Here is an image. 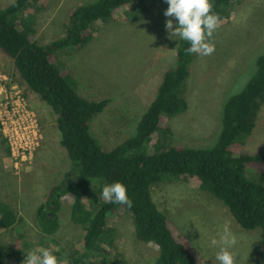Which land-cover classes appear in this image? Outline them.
<instances>
[{"label":"rangeland","instance_id":"obj_1","mask_svg":"<svg viewBox=\"0 0 264 264\" xmlns=\"http://www.w3.org/2000/svg\"><path fill=\"white\" fill-rule=\"evenodd\" d=\"M13 1L0 0V8ZM38 1L40 5L34 4L33 12L34 35L40 44H48L63 36L64 23L73 8L94 0ZM145 2L149 6L140 19L97 25L84 45L54 53V63L68 73L79 96L90 101L109 100L89 125L90 134L105 149L134 134L163 73L176 62L179 38H170L165 31L163 12L167 5L163 0ZM211 43L214 51L207 56L197 54L191 65L186 81V111L168 120L169 146L206 148L216 140L224 102L244 88L255 73L258 56L264 53V0H239L233 4L229 21L217 25ZM18 80L12 60L0 50V87L19 89L36 117L40 135L25 162L14 160L0 147V200L19 218L0 233V244L21 255L38 247L56 246L70 253L82 231L68 217L72 194L62 198L59 228L54 234L45 235L35 218L46 189L59 183L69 167L67 153L60 145L56 115ZM241 141L244 152L264 154V98L258 100L254 110L252 132ZM245 176L251 182L264 184V162L247 165ZM150 193L158 210L189 238L206 264H218V248L209 241L218 239L217 233L225 227L236 237L231 249L235 264L254 263L260 228L242 229L215 197L193 188L181 177L163 179L151 187ZM129 216L125 211L116 214L113 232L102 245L103 255L94 258L92 264H154L157 247L136 240ZM78 255L82 264H90L83 253Z\"/></svg>","mask_w":264,"mask_h":264},{"label":"trees","instance_id":"obj_2","mask_svg":"<svg viewBox=\"0 0 264 264\" xmlns=\"http://www.w3.org/2000/svg\"><path fill=\"white\" fill-rule=\"evenodd\" d=\"M210 2L212 11L218 14V25H222L229 21L230 7L239 0ZM34 4L40 5L38 0H14L0 8V50L12 60L18 82L55 113L60 145L69 159L62 180L46 189L35 212L40 230L52 235L59 228L62 198L67 194L73 196L68 217L82 231L70 253L59 246L48 248L57 256L58 264H82L80 253L92 264L94 258L103 255V242L113 232L116 214L123 211L131 217L136 240L157 247L154 264H206L189 238L152 200L151 187L171 177L184 178L193 188L215 197L242 229L260 228L253 264H264V184L251 182L245 176L246 166L263 163L264 154L246 153L241 143L252 132L254 110L258 100L264 98V53L258 56L255 73L244 88L224 102L221 129L211 146H169L168 120L187 109L186 81L197 55L187 54L184 49L188 43L179 40L176 62L163 73L154 99L138 120L134 134L105 149L90 134L89 125L109 100L90 101L79 96L68 73L54 63V53L84 45L97 25L110 20L140 19L149 3L94 0L78 5L64 23L63 36L48 44L35 39ZM0 147L9 154L1 124ZM114 181L125 186L130 206L109 203L100 195L102 186ZM18 221L15 211L0 200V233ZM22 260L21 252L0 244V264H22Z\"/></svg>","mask_w":264,"mask_h":264},{"label":"clouds","instance_id":"obj_3","mask_svg":"<svg viewBox=\"0 0 264 264\" xmlns=\"http://www.w3.org/2000/svg\"><path fill=\"white\" fill-rule=\"evenodd\" d=\"M167 5L163 12L165 31L170 38L177 37L186 41L187 54L210 55L214 51L211 37L218 25V14L212 11L210 0H163ZM100 195L109 203L130 206L131 200L126 194L125 186L119 181L106 183ZM209 243L218 248L215 259L218 264H235V255L231 251L236 243L235 235L227 227L217 233ZM22 264H58L57 256L46 247H38L23 255Z\"/></svg>","mask_w":264,"mask_h":264},{"label":"built area","instance_id":"obj_4","mask_svg":"<svg viewBox=\"0 0 264 264\" xmlns=\"http://www.w3.org/2000/svg\"><path fill=\"white\" fill-rule=\"evenodd\" d=\"M3 87V86H2ZM0 87V124L9 155L19 162L29 158L39 140L37 120L16 86Z\"/></svg>","mask_w":264,"mask_h":264}]
</instances>
